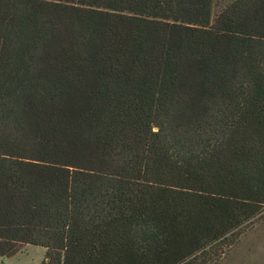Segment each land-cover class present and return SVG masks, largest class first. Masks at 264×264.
Segmentation results:
<instances>
[{
	"label": "trees",
	"instance_id": "obj_1",
	"mask_svg": "<svg viewBox=\"0 0 264 264\" xmlns=\"http://www.w3.org/2000/svg\"><path fill=\"white\" fill-rule=\"evenodd\" d=\"M263 209L264 0H0V255L218 264Z\"/></svg>",
	"mask_w": 264,
	"mask_h": 264
},
{
	"label": "rangeland",
	"instance_id": "obj_2",
	"mask_svg": "<svg viewBox=\"0 0 264 264\" xmlns=\"http://www.w3.org/2000/svg\"><path fill=\"white\" fill-rule=\"evenodd\" d=\"M0 264H44L50 250L14 242H2ZM218 264H264V209L251 226L241 233Z\"/></svg>",
	"mask_w": 264,
	"mask_h": 264
}]
</instances>
